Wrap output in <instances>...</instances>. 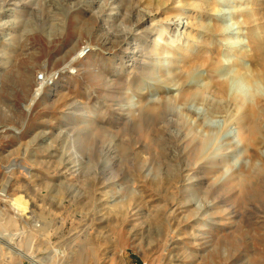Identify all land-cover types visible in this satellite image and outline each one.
I'll use <instances>...</instances> for the list:
<instances>
[{
  "label": "rangeland",
  "instance_id": "obj_1",
  "mask_svg": "<svg viewBox=\"0 0 264 264\" xmlns=\"http://www.w3.org/2000/svg\"><path fill=\"white\" fill-rule=\"evenodd\" d=\"M147 1L134 33L123 0H0V264H30L27 252L48 264H264V114L250 144L233 99L264 103V0ZM164 29L210 58L186 77L194 91L216 72L225 92L179 99L180 55L156 45ZM59 70L26 108L37 75ZM161 104L174 127L137 120L138 106ZM190 137L217 165L187 181L201 164Z\"/></svg>",
  "mask_w": 264,
  "mask_h": 264
},
{
  "label": "bare ground",
  "instance_id": "obj_2",
  "mask_svg": "<svg viewBox=\"0 0 264 264\" xmlns=\"http://www.w3.org/2000/svg\"><path fill=\"white\" fill-rule=\"evenodd\" d=\"M96 1H97V3H95ZM120 1H122V0H120ZM123 1L127 3L126 7H127L128 12H130V14H132L133 17L138 16V18H139L135 22V29H133V32L135 33L136 31L142 29L144 17L134 6L135 3H137L136 0H123ZM162 1L164 2V0H156V2L158 4L161 3ZM95 2H93L89 6V8H94V9H95V7L100 8L101 5H103L105 3H109V0H95ZM112 2H113V0H112ZM147 4H149V5L154 4V0H148ZM213 29L217 30L216 28H212V30ZM148 34L151 35L152 31H149ZM167 35H168L167 30L164 29L162 31L161 35L158 37V40L156 41V45L157 46L162 45V48H164V49L170 48V49H172V51L174 53L176 52L177 54L180 55V57L178 56L179 58L175 57V62H180V63H176L177 67L175 69L177 72L175 74V76H177L179 81H180L179 88H178L179 99L184 103H188L190 101H194V100L200 98L198 96H201V98H203V95L206 94L205 92H207V93L210 92L211 94H213V96L215 95L216 97H217V95L222 94L221 90L223 92L224 88H222V86L217 85V74L218 73H216V72H215L216 75L213 72H212L213 74L210 73L211 74L210 80L214 81V83H215L214 86L212 84L210 86L209 85L206 86L205 89L207 88L206 89L207 91H205V89H204V90H202L201 93L194 91L193 87L186 82V77L190 76L195 70H197V68L209 64L210 58H208L207 56H203L201 50H199V49H197L196 51H191V49H189V48H181V49L174 48L173 46H171L169 44L170 39L167 38ZM164 36H165V39H164L165 41H160L162 39V37H164ZM128 39L129 38L126 37L123 39L122 42L126 44ZM86 49L90 50L89 48H86ZM209 52L214 53L213 48L210 49ZM82 53H83V51H82ZM205 53H207V52H205ZM241 53L243 56H245V55H247L248 51L242 50ZM1 73H0V75H1ZM239 77L242 80H244V76H242L241 73H239ZM238 80L241 81L240 79H238ZM169 83L171 84V82H169ZM166 87H171V86L168 85ZM46 88H50V87H46ZM44 89H45V87L38 86V89L34 92L32 98L30 99V103H28L26 105V108L30 109L32 107V105H34L36 103V101L40 97L43 96ZM233 99L235 101L237 108L241 111V114H240L241 116L239 117V123H240L239 135L241 137H243L244 139H246L250 144H253V143L256 144L255 142H257L258 135H260L262 133L260 121H261V118L264 114V103H262L261 101H256L255 104H250V103L246 102V100H244L242 97H238V96L233 97ZM165 104H166V102H165ZM167 106H164L162 104L161 105H155V106L150 107V108H148V107L144 108L142 105L138 106L136 108V112H137L136 115H138L137 120L138 119L140 120L141 115H158L161 118L162 122L165 123V128H162V129H167L168 127L170 128V126H173V123L175 121H173L172 119H170L167 116L168 115H175V114H173V111H171V108L167 107ZM123 111H126V110H123ZM128 115H132V116H125L123 119H125L126 122H128V123H132V121H134L136 119L133 117V115H135V114H132V112H130ZM176 127H178V126H176ZM176 132H180V130L177 129ZM197 138H195V137L191 138L190 137V139H186V140L184 139V141L182 143L183 146H185L184 149H185V152L187 154H190L194 158L201 161V164L197 165L196 167H193L192 169H189V171L192 172L191 174L187 173L184 176L187 181L193 179L197 175L199 176V175H202L204 173H208V171L215 172V169H216L215 165H217V156H214V158L211 157V155L214 153H212V154L210 153L211 155L208 157L203 156V149H202L203 141L200 140L201 137H200V139H197ZM251 154L254 155V151H251ZM77 167H81L80 161L77 162ZM12 206L17 208V210H20V211H23L25 209L24 208L25 205H23V201L21 199L15 200V202L12 204ZM202 225H204V224H202ZM16 249H18V248H16ZM14 252H16V251H14ZM21 258L23 260L28 261L30 264H48L47 262H49V261H45V259H47V258H44V259L40 258L39 259V258L29 254L28 252L27 253H21Z\"/></svg>",
  "mask_w": 264,
  "mask_h": 264
},
{
  "label": "built area",
  "instance_id": "obj_3",
  "mask_svg": "<svg viewBox=\"0 0 264 264\" xmlns=\"http://www.w3.org/2000/svg\"><path fill=\"white\" fill-rule=\"evenodd\" d=\"M86 47H84L83 50V54L81 55V58L84 57L86 54L89 53L90 50L85 49ZM82 52V51H81ZM66 72H69L72 75H75L77 73V70L75 68H69L66 70ZM63 73H65V71H54L50 74H47L45 72L40 73L39 75H37L36 78V82L38 84V86H42V87H53V85L55 86L56 83L60 80V78L63 76Z\"/></svg>",
  "mask_w": 264,
  "mask_h": 264
}]
</instances>
